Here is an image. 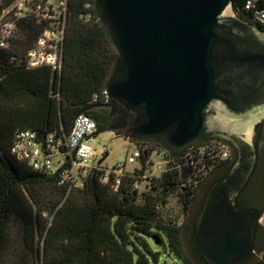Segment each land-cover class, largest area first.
Instances as JSON below:
<instances>
[{
  "label": "trees",
  "instance_id": "16d2710c",
  "mask_svg": "<svg viewBox=\"0 0 264 264\" xmlns=\"http://www.w3.org/2000/svg\"><path fill=\"white\" fill-rule=\"evenodd\" d=\"M14 1L1 0L0 13ZM93 3L99 18L96 0ZM233 3L250 20L244 0ZM78 11L69 10L61 70L52 66L27 69L25 55L43 30L33 20L21 22L11 49H0V264H168V258L179 264H210L193 238L202 205L186 225L162 208L171 191L184 183L188 167L184 161L191 160L183 152L156 142H137L143 150L139 173L156 149L164 151L168 161L167 170L147 184L150 191L134 187L141 176L137 171L126 173L117 188L115 174L111 172L104 181L107 172L101 167L80 174L78 184L70 186L60 182L59 174L39 172L11 153L20 129L38 131L39 140L45 143L51 133L62 138L70 133L75 117L82 112L95 119L96 134L114 130L124 136L131 126L133 112L119 101L100 98L119 51L101 19L84 22ZM234 154L211 174L226 165L219 179L225 177ZM261 163L258 155L251 179L237 201L239 206L257 208L260 216L264 194L257 196L254 191L250 201L244 197L260 173ZM188 165L191 170L193 165ZM193 184L183 187L185 209L196 197L198 185ZM258 228L264 239V226L258 224ZM254 264H264V259Z\"/></svg>",
  "mask_w": 264,
  "mask_h": 264
},
{
  "label": "water",
  "instance_id": "95a60500",
  "mask_svg": "<svg viewBox=\"0 0 264 264\" xmlns=\"http://www.w3.org/2000/svg\"><path fill=\"white\" fill-rule=\"evenodd\" d=\"M96 4L119 51L106 91L134 113L124 136L176 152L209 138L233 147L231 169L209 187L193 238L210 264L249 261L260 213L237 201L259 154L264 28L240 15L233 0Z\"/></svg>",
  "mask_w": 264,
  "mask_h": 264
},
{
  "label": "built area",
  "instance_id": "2783aa9c",
  "mask_svg": "<svg viewBox=\"0 0 264 264\" xmlns=\"http://www.w3.org/2000/svg\"><path fill=\"white\" fill-rule=\"evenodd\" d=\"M244 5L250 13L249 22L264 28V0H244ZM71 7L79 10L78 16L84 22L91 23L100 19L94 12L93 0H15L0 13V49H11L19 36L21 22L33 20L40 23L43 30L33 48L25 55L27 69L52 66L60 70ZM100 98H103L104 102L110 101L106 89L100 94ZM96 131L95 119L82 112L75 117L70 133L63 138L51 133L45 143L39 140L38 131L20 129L15 135L11 153L39 172L59 174L60 182L63 184L77 185L81 168L85 169L95 156V148L91 141ZM142 151L140 146V150L128 156L125 162L117 163L112 169L107 170L104 181H107L113 172L114 185L118 188L127 173L125 166L127 163H136L141 158ZM183 153V157L190 159V164L193 165L189 171L190 178L200 183L217 166L231 160L234 149L222 139L209 138L205 143H195ZM205 154L208 156L205 157ZM55 155L62 156L60 162L55 163ZM141 183L140 180L136 181L134 187L139 190ZM258 222L264 225V213L258 218Z\"/></svg>",
  "mask_w": 264,
  "mask_h": 264
},
{
  "label": "rangeland",
  "instance_id": "374dc122",
  "mask_svg": "<svg viewBox=\"0 0 264 264\" xmlns=\"http://www.w3.org/2000/svg\"><path fill=\"white\" fill-rule=\"evenodd\" d=\"M92 144L95 148V156L92 161L86 165L85 169L81 168V175L87 174V172L92 169V167H101L105 168L106 171L112 169L117 163L125 162L128 156L135 153V151L140 150V146L137 144L135 140L129 139L125 136H119L118 133L114 130H106L101 131L98 134H95L92 137ZM255 142L258 149V155L261 157V170L260 173L257 174L254 178L252 185L250 186L247 196L253 195V192L260 190V196L264 194V125L261 130L256 133ZM148 148V146H144ZM142 148V147H141ZM61 155L54 157L55 163L60 162ZM187 164V169L184 171V183L180 186H176L173 191L168 195L166 199V203H163L162 208L164 212L170 214L173 219H175L181 225H186L187 222L193 217L197 216L202 205V201L205 198L206 190L204 187L208 185V177L212 174L210 173L200 184L196 183V181H192L189 175V165L190 161L187 163V160L184 161ZM183 163V164H184ZM146 166L141 176H139V180H141L139 191L149 190L147 186L148 183L151 182L153 177L161 176L165 170L168 168V162L164 155V151H159L156 149L149 154L148 159L146 160ZM143 167L142 161L139 159L136 163H127L125 166L126 172H138ZM137 168V169H136ZM138 172V174H140ZM191 183L196 187L194 190L196 191V197L192 200L190 204V208H186L183 205L182 197L183 187L185 185L189 186ZM208 188V187H207ZM264 226V225H263ZM264 259V248L262 250H258L256 252V256L254 261L251 264H254L257 260ZM168 264H179L174 263L171 258H168Z\"/></svg>",
  "mask_w": 264,
  "mask_h": 264
},
{
  "label": "flooded vegetation",
  "instance_id": "af4514ba",
  "mask_svg": "<svg viewBox=\"0 0 264 264\" xmlns=\"http://www.w3.org/2000/svg\"><path fill=\"white\" fill-rule=\"evenodd\" d=\"M263 125H264V121L263 123H260L258 128H257V131L259 132L261 130V128H263ZM226 165H222L219 169L216 170V172L214 174H212L210 177H208V185H206V187H204V189H208L207 187L211 184V182H214V181H217L219 180V177L223 175V173L225 172V169H226ZM209 190V189H208ZM207 190H206V194H205V198H206V195H207ZM260 193V190L259 191H256V195L258 196ZM204 198V199H205ZM251 198V195L248 197L247 194H245V197H244V200L245 201H248L249 199ZM250 201V200H249ZM203 202L202 201V206H203ZM200 211V210H199ZM260 225V224H259ZM262 230L260 228H258L256 230V234H255V245L257 246V250H262V248H264L262 245L264 244V239H263V235H262ZM256 254L247 262L243 263V264H251V262L254 261V258H255Z\"/></svg>",
  "mask_w": 264,
  "mask_h": 264
}]
</instances>
